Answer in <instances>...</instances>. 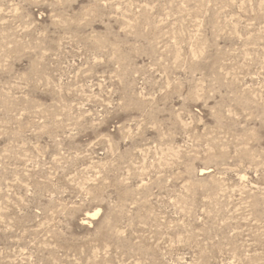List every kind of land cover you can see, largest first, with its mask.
Returning a JSON list of instances; mask_svg holds the SVG:
<instances>
[{
  "label": "rangeland",
  "instance_id": "374dc122",
  "mask_svg": "<svg viewBox=\"0 0 264 264\" xmlns=\"http://www.w3.org/2000/svg\"><path fill=\"white\" fill-rule=\"evenodd\" d=\"M0 264H264V0H0Z\"/></svg>",
  "mask_w": 264,
  "mask_h": 264
}]
</instances>
